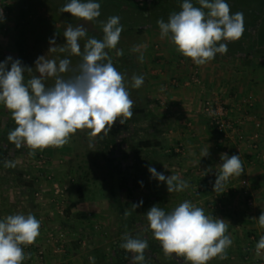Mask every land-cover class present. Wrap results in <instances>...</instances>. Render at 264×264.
Listing matches in <instances>:
<instances>
[{"label": "clouds", "instance_id": "9594fccd", "mask_svg": "<svg viewBox=\"0 0 264 264\" xmlns=\"http://www.w3.org/2000/svg\"><path fill=\"white\" fill-rule=\"evenodd\" d=\"M195 7L184 0L182 10L170 14L168 21H157L161 37L170 35L176 50L196 65L213 60L217 53L226 54L227 44L221 41H237L244 33V15L231 13L225 0H198ZM101 5L93 0H70L59 11L83 21H94L100 15ZM204 9L208 11L205 12ZM2 17V11H0ZM103 25V39L89 38L81 51L80 39L87 35L83 25H68L64 32L66 43L60 52L81 56L77 74L64 79L60 74L69 71L71 61L39 57L35 69L39 76H33L25 83L24 73L32 68L22 65L11 56L0 62V104L10 113L16 127L8 134V140L16 148L27 146L29 155L36 150L49 147L60 148L69 143L78 130H90L93 138L107 136L117 120L126 123L133 116L134 101L125 87L124 76L114 67L105 49H116L123 30L118 16H111ZM55 45V40L50 41ZM218 45V46H217ZM57 49L51 47L49 51ZM118 56L122 51H117ZM143 61V56L140 57ZM107 61V62H104ZM11 63L10 69L8 68ZM55 77L52 87H46L42 78ZM132 87L139 89L144 83L142 76L133 75ZM208 155V148L203 156ZM223 163L216 175L214 191L221 190L233 176L243 173V162L239 155L222 154ZM5 166H12L5 162ZM151 175L166 182L169 193L179 192L189 185L176 175L165 177L150 167ZM142 203V202H141ZM139 205H134L133 208ZM125 217L130 215L127 211ZM149 228L160 242L164 255L183 258L185 264H208L212 259L226 258V250L232 244L227 235L228 224L224 219L205 214L203 208L190 201H184L167 213L152 206L146 213ZM258 224L264 228V212L258 217ZM40 235V221L31 213L8 215L0 220V264H23L26 259L24 247L35 243ZM120 246L133 253L134 264H143L147 240L133 238L125 233ZM264 250V236L256 245L257 254Z\"/></svg>", "mask_w": 264, "mask_h": 264}, {"label": "crops", "instance_id": "0c3cea01", "mask_svg": "<svg viewBox=\"0 0 264 264\" xmlns=\"http://www.w3.org/2000/svg\"><path fill=\"white\" fill-rule=\"evenodd\" d=\"M6 30L7 27L0 18V62L6 60V52L12 45L10 32L7 33ZM161 44V48L160 46L157 48L159 54L156 53L154 45L149 42L144 45L142 43L149 67L151 103L148 112L152 117V123L154 122L153 125L161 122V127L166 129L168 137H171L170 146H167L157 135L153 138L162 141V146L158 147L164 150L162 156H173V151L177 153V156L172 157L175 158L173 165L170 166L169 162L168 166L163 164L162 172L165 177L175 175L174 173L177 172L176 176L189 185L182 191L185 193L184 198L191 196L188 201L203 208L206 215L224 219L228 224L226 234L231 237L232 244L226 250V258L216 257L208 264H264V250L260 254L253 251L260 237L264 236V228L258 224V217L264 212V124L258 134V153L252 151L249 146L250 135L256 131L254 122L257 118H262L264 123V64L222 62L213 59L204 65H196L190 58L184 57L176 50L170 35L162 38ZM230 64L242 67L241 73H238L242 74V77L240 75L242 81H239L242 84L239 85L238 82L233 86L223 87L224 81L233 80L235 76L231 72L221 71L222 67ZM193 74H197L200 83L186 84ZM175 79L179 81L178 85L173 83ZM210 98L216 105L224 103L231 111L229 115L232 118L244 119L242 129L247 134L246 140L223 139L216 132L209 118L202 111L204 102ZM249 112L257 118H249ZM2 116L0 110V117ZM207 148L208 155L203 156ZM131 150L132 148L128 152L126 148H116L113 156L115 164L120 166V180L127 181L128 191L131 192L129 197L126 195L125 202L122 199V204L131 202L132 198L136 202V195L133 194L137 186L132 187L130 183H135L137 170L142 167ZM225 153L228 156L239 155L244 171L240 177H231L221 190L214 191L216 175L223 163L221 156ZM153 162L154 160L150 163ZM149 168L148 166L146 169L148 172ZM176 169L177 171H171ZM149 176H152L150 172ZM201 184L204 188L199 190ZM153 186L151 183L149 188H145L147 195L152 196L154 192L165 191V188L159 189ZM122 187L119 188L125 191ZM156 196L148 202L149 209L157 206L166 214L170 213L173 207L166 200H160ZM249 198L254 199L253 206L248 205ZM12 204L11 211L17 209L19 214H24L25 211L21 208H27V214H33L40 221V235L34 244L26 246L24 250L26 259L23 264H57L58 262L60 264H134V254L120 246L122 237L120 232L117 238L109 239L111 243L105 244L102 242L103 234L98 233V230L90 225L91 219L88 214L92 211L95 215L102 213L103 208L99 202L82 200L67 201L63 204L56 200H35L31 205L29 203L25 205L24 201H16ZM8 206H0V220L9 215ZM59 207L64 208L65 215L59 214ZM5 213L7 216L4 215ZM119 215L121 218V212ZM73 223L74 226H71ZM120 224L121 219L119 228ZM52 234L55 235L53 238ZM60 243L63 245V250ZM248 246L251 247L250 250H247ZM148 250L146 249L147 258L143 264H172L171 258L164 254L160 259L151 260L149 263ZM178 263L185 264V261L179 258Z\"/></svg>", "mask_w": 264, "mask_h": 264}, {"label": "rangeland", "instance_id": "374dc122", "mask_svg": "<svg viewBox=\"0 0 264 264\" xmlns=\"http://www.w3.org/2000/svg\"><path fill=\"white\" fill-rule=\"evenodd\" d=\"M21 1L22 0H0V6L4 7L8 11V14L3 22L7 27V33L10 32V36L12 38V45L6 52V58L11 56L13 60L19 59L21 62L25 61V65L23 66L33 69L31 73L25 71L24 77L30 76L32 78L33 76H39V73L35 69V62L41 56H45L46 59H55L57 64L59 63L60 59L67 58L71 61L69 71L66 72L68 73L67 77L70 78L77 74L78 65L81 63L82 57L72 55L67 51L60 52L59 48L64 46L66 43L64 32L68 25H72L74 28L83 25L87 30V35L80 39L81 51L83 52V48L87 40L89 38H96L92 36V31H90L87 22L71 16L70 13H62L59 11L65 4L69 3L70 0H32L31 20H23L21 19ZM93 2L113 4L112 0H95ZM100 12L101 15L97 18L99 26L98 28H93V30H96L95 35H98V37L103 35L101 33V29H99L102 24L101 22H106V20H108V18L114 14V12L109 9H101ZM151 22L157 23V19L154 17ZM138 38L141 41L143 40L144 43L149 42L151 45H154L153 47L156 50V53L159 52L157 48L158 46L161 48L162 45V38L159 30H154L150 33L148 32L141 38L137 35L135 37L129 36L128 39L124 37L123 40L125 39L128 42L129 40L138 41ZM52 40H55V45L50 43ZM51 47H55L57 50L55 52L49 51ZM137 48L140 53L144 54V47H142V45H137ZM21 51H23V53ZM10 67L11 63L9 62L8 68L10 69ZM241 70L242 67L237 64H230L224 66V68L222 67L221 71L231 72L235 75L232 78L233 80L225 79L226 81L223 82L222 86H233L239 81L241 82L242 74H238L241 73ZM42 79L46 87L54 86L55 77H45ZM240 82L239 85L242 84ZM25 83H27L26 80ZM1 105L2 104H0V110H2L3 116L1 117L2 120L0 123V128L6 124L8 114L10 113L4 106ZM149 113L150 112H148V115ZM249 115V118L252 119L256 117L254 114H251V112H249ZM151 118L152 117L149 115L146 120L142 121L138 125L137 132L133 135L131 142L132 146L134 147L135 156L138 159V163L142 164V167L137 170V175L134 178L136 179L135 183H130L132 187H134V185L137 186L135 187L136 190L134 189L133 194L134 196L136 195V201L139 205L137 207L139 216V222L137 223V226L133 227L130 224L129 217H125L124 215L125 212H123V218L125 219L123 220L120 218V209L115 202L116 195L118 194L113 192V190L116 191L113 187L115 180L113 179V175L110 170L103 168L102 165L101 167L98 166L99 168H96L94 163L95 161L93 159H89V163H91L90 160H93L95 166L93 167L95 169L93 176L90 174L82 177L83 175L78 170L79 165L83 166V162H87V160L83 159V153L88 152L91 154V152H95L97 150V152L94 154V157L97 159L100 158L97 148V139L91 137L88 132L89 130L87 129L82 131L78 130L76 134L71 136L69 143L63 147H49L44 150H36L35 155H29L31 149H29L27 146H22L24 149L23 153H20L7 160V162H11L12 166H0V206L9 205L8 213L9 215H14L19 214V212H17V209H12L11 211L10 206L16 201H24L25 205H28V203L31 205L35 200L53 201L58 199L61 203L63 202V204L67 201H95L102 205V213L100 215H95V212L92 211L88 214V217L91 219L89 221L91 223L90 225H92L94 229H97L98 233L103 234L101 235L103 239L102 242L105 244L111 243L109 239L117 238V234L119 232L122 235L121 244L124 243L123 236L125 233L129 234L133 238L144 236L147 232V229L150 230L146 213L149 210V207L147 206L148 202L152 200V197L157 195L156 197L158 199L166 200L168 204L173 207V210L184 201H188L191 197L189 196L188 198H184L185 193L183 192V194L182 191L169 193L166 189V182H161L153 176H149V172L146 170L148 166H154L156 169H159L157 172L163 173V164L168 166L167 163L169 162L171 166L173 165L172 162L175 160V158H172L173 156H162V151H164L162 148H135V145L138 141L152 138L154 135H157L165 142L167 146H170L169 139L171 137H168L166 129L161 127V122L155 123L154 126V122L152 123L153 120ZM256 121L261 123V126L258 129L254 126L256 132L260 134V131L263 129V119L257 118ZM153 160L156 162V164H153L154 162L150 163ZM82 168L85 169V166ZM18 171L25 172L26 174L23 180H33L35 183L34 187L29 188L24 184L19 185V183H17L18 180L16 177V173ZM114 171L116 172L117 178H119L121 175L119 167ZM171 171H177V169ZM147 172L148 175H146ZM176 173L174 174L176 175ZM90 177L92 180L88 179ZM151 183L154 185L153 188H165V191L161 190L154 192L152 193V196L147 195L148 193L146 192L145 188H149ZM56 184L64 191L58 196L55 194ZM119 187L120 186L117 185V192L120 193L121 196H124L123 200L125 202L127 196L125 191H122ZM122 205L125 207L126 204ZM63 209L64 208L62 207L58 208L59 214H66ZM19 210L20 208L18 211ZM21 210L25 211L24 215L28 213L27 208H21ZM13 212L14 214H12ZM4 215L7 216V213ZM120 219L121 226L119 228ZM74 224L75 223L71 224V226H74ZM76 227L78 228V225H76ZM68 237L70 236L68 235ZM67 240L71 242V240Z\"/></svg>", "mask_w": 264, "mask_h": 264}, {"label": "trees", "instance_id": "16d2710c", "mask_svg": "<svg viewBox=\"0 0 264 264\" xmlns=\"http://www.w3.org/2000/svg\"><path fill=\"white\" fill-rule=\"evenodd\" d=\"M31 1L32 0H22L20 2L22 6V10H21L22 18L21 19L23 20H31V16H32ZM154 17L157 19V21L160 19H163L165 21V20H168L169 18V16H154ZM126 18H129V17H126ZM97 20L98 19H96L95 21H90V22L86 21V22L89 25L90 31H92L91 32L93 34L92 36L96 37L98 40H102L103 35L101 37H98V35L97 36L95 35L96 30H93V28L95 29V28H98L99 26L98 25L99 22ZM153 24L158 26V24L155 22ZM101 26L99 29H101V33L103 34V25L101 24ZM133 31L135 30L129 29V28L122 30V33H121L122 36L119 39V43L117 44L116 49H105V51L108 53V56L111 58V61L114 67L124 76L125 87L129 91L131 99L134 101V106L132 109L133 116L131 119H128L126 123L124 124H121L120 121L117 120L115 124L112 126V128L110 129L108 135L103 136L102 139L100 137H96L97 142H98L97 148H98V153L100 154V158L97 159L94 157V154L95 152H97V150L95 152H91V154H89L88 152L83 153L84 154L83 159L87 160L86 163L83 162L84 163L83 166H85V169L82 168L83 167L82 165H79L78 170L83 175L82 177H84L85 175H90V174H92L93 176V174L95 173V169L93 167L95 166L97 168L98 166L101 167L102 165L103 168L110 170V172L113 175V179L115 180L113 187L116 191L113 190V192L118 194L116 195L115 202L117 206H119L118 208L120 209L119 212H121V218L123 220L125 219L123 218V212L127 211L128 213H130V215H128L129 222L133 227H135L137 226V223L139 222V216H138L137 207L133 208V206L138 205V204H137V201L135 202L132 198L133 201L131 200V202L124 203L126 204L125 207L122 205L121 201L122 199H124V197H122L120 193L117 192V185L123 186L122 188L125 189V194L128 197L129 195H131V192L128 191L127 181L122 180V179L120 180V177L117 178L116 172L114 170L120 166L118 164H115L114 159H113V155L115 153L116 148H119V149L126 148L128 152H129V149L132 148L131 150L132 153H135L134 147L132 146V143H131L132 137L137 132L138 125L142 121L146 120L149 116L148 109L151 103V100L149 97V78H148L149 67L147 65L146 57L144 56L143 53H140L137 48V45L144 43V41L143 40L141 41L139 38H138V41L129 40L128 42L125 39L123 40L124 37L128 39L129 36L135 37L137 35L141 38L143 37V35L146 34V30L145 28H138L135 32ZM231 46H232L231 48L233 51L242 50V47L240 46L239 43H234ZM118 50L122 51L123 54L118 56L116 54ZM21 52L23 53V51ZM141 56H143V61L140 60ZM24 62L25 61L21 62L22 65H25ZM104 62H107V61H104ZM67 74L68 73H62L61 75L64 79H68L69 77H67ZM133 75L142 76L144 78V83L142 87H140L139 89L132 87ZM30 78H31L30 76L29 77L25 76L26 81ZM1 120L2 119L0 117V123H1ZM15 127H16L15 122L11 117V113H9L6 124L4 125V127L0 128V166L1 167L5 166V162L8 159L24 152L23 147L16 148V146L8 140L9 132L13 130ZM161 146H162V141H160L157 138L152 137V138L138 141L135 145V148L138 147L140 149H143V148H156V147H161ZM173 156H177V153H175L174 151H173ZM89 159H93L95 161L94 162L95 166H94L93 160H90L91 163H89ZM16 174H17L16 177L18 180L17 183H19V185L24 184L25 186L29 188L34 187L35 183L33 180H30V181L23 180L26 174L25 172L18 171ZM88 179L92 180L91 177ZM146 234L144 236H140V237L138 236L137 238L147 240L148 245H149L147 250L149 249L148 254H150V256L148 257V261L150 263L151 260H158L161 257H163L164 252L160 245V242L154 238L152 231L147 229ZM25 248L26 247H24V250ZM146 258L147 257L145 253V259ZM170 260L172 264H179L178 263L179 258L176 257L175 255H174V258L171 257Z\"/></svg>", "mask_w": 264, "mask_h": 264}, {"label": "flooded vegetation", "instance_id": "af4514ba", "mask_svg": "<svg viewBox=\"0 0 264 264\" xmlns=\"http://www.w3.org/2000/svg\"><path fill=\"white\" fill-rule=\"evenodd\" d=\"M82 1L87 2V0ZM112 1L113 4L99 3L101 5L100 10H112L114 12L113 16L120 18V25L123 26V30L129 28L136 31L138 28H145L146 34L151 30H160L158 26L151 22L154 16H170L174 12L178 13L182 10L181 5L184 2V0ZM189 2L195 7H200L198 0H189ZM225 2L230 5L232 14L236 12L243 13L244 33L237 41H221L227 44V53H217L214 59L222 62L264 64V0H225ZM204 11L207 12L208 10L204 9ZM234 43H239L242 50L233 51L231 45Z\"/></svg>", "mask_w": 264, "mask_h": 264}, {"label": "built area", "instance_id": "2783aa9c", "mask_svg": "<svg viewBox=\"0 0 264 264\" xmlns=\"http://www.w3.org/2000/svg\"><path fill=\"white\" fill-rule=\"evenodd\" d=\"M0 11H2V17H0L3 21L5 20L8 11L0 6ZM174 84L178 85L179 81L175 79L173 81ZM191 84V83H200V79L197 76V74H193L190 78L189 81L186 82V84ZM203 113L206 114V116L209 118L210 124L214 127L216 132L223 138V139H240V140H246L247 134L244 132L242 129V125L244 123V119H239V118H232L229 115V109L226 108L224 103L216 105L215 102L213 101L212 98L207 99L204 102ZM254 126L258 129L261 126V123L258 121H255ZM249 146L252 149V151L258 153L259 151V145H258V133L255 131V133L250 135L249 138ZM247 182L245 181V184ZM199 190H202L204 187L203 185H199ZM61 192H64L60 186L57 184L55 185V194L58 196ZM56 202H59L58 199H55ZM248 205L253 206L254 205V199L249 198L248 199ZM54 234L51 235L53 238ZM63 243V242H62ZM60 247L63 250V245L60 243ZM251 247L248 246L247 250H250ZM256 252V248L253 250ZM263 250L260 251L262 253ZM257 253V252H256ZM259 253V254H260ZM57 264H60L59 262Z\"/></svg>", "mask_w": 264, "mask_h": 264}]
</instances>
